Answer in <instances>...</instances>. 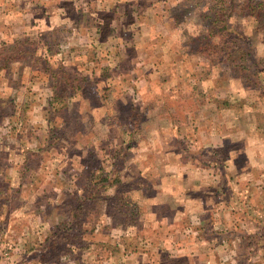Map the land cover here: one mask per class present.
I'll return each instance as SVG.
<instances>
[{
  "label": "rangeland",
  "instance_id": "374dc122",
  "mask_svg": "<svg viewBox=\"0 0 264 264\" xmlns=\"http://www.w3.org/2000/svg\"><path fill=\"white\" fill-rule=\"evenodd\" d=\"M95 1L84 10L80 0H0V205L11 200L0 206V264H112L117 228H127L117 224H130L129 236L147 237L145 225L161 217L162 207L170 217L191 222L203 217L199 209L214 210L208 214L223 227L215 231L218 237L196 226L182 234L195 243L184 252L192 262L208 264L215 257L216 264H247L246 251L254 254L250 264H264V243L219 244L227 225L239 236L246 233L243 238L258 222L264 225V209L253 200L246 214L240 197L211 192L226 189V173H218L215 186L208 177L210 153L190 143L194 129L183 125L198 106L217 108L228 95L236 97L228 106L238 109L247 129H264V11L250 9L252 16L245 6L242 12L222 11L227 0L222 5V0H162L163 21L169 23L162 32L161 26L154 30L149 41L154 46L145 48L142 38L140 45L139 38L118 36L117 0ZM242 2L247 0L236 5ZM51 14L55 21L50 22ZM161 44L167 50L161 52ZM215 66L232 84L216 79L212 88L199 89L196 80ZM195 92L204 100L195 99ZM185 128L187 140L182 131L183 142L170 138L168 146L162 144L169 150L164 159L188 162L186 177L156 185L159 173L148 176L131 158L140 147L136 142L169 138L161 129ZM156 148L163 151L159 141ZM21 161L18 188L9 172ZM70 208L80 232L68 247L72 255L63 248L58 260L50 236L69 219ZM258 231L252 237H264V226ZM215 237L216 246L204 243Z\"/></svg>",
  "mask_w": 264,
  "mask_h": 264
},
{
  "label": "crops",
  "instance_id": "0c3cea01",
  "mask_svg": "<svg viewBox=\"0 0 264 264\" xmlns=\"http://www.w3.org/2000/svg\"><path fill=\"white\" fill-rule=\"evenodd\" d=\"M95 2V0H80V4L83 7L85 6L84 10H89L90 8L95 7ZM116 2L117 33H122L118 36H132L137 39L139 38L140 45L143 43L145 48H147L148 45L151 46L150 48H153L154 45L149 41L154 36V30L159 31V26H161L162 32V30H164V24L169 23L168 21H163L164 6H166L165 2L162 0L156 4H154L151 0H117ZM155 6L162 7V11H157V14L154 13L152 9ZM56 11L58 15L62 14L59 13L60 10L58 8ZM91 14L92 13H89V15ZM62 15L64 16V14ZM54 16L55 14H51L50 22L56 20ZM131 16H134V18ZM127 22L129 23L125 25L122 24ZM154 24L155 29L153 27ZM52 30H54L53 26L48 30V33H51ZM162 34L164 35L168 33H164L163 31ZM141 38L142 40H145L142 43L140 40ZM164 45L165 44H161V46L157 48H160L161 52H163L164 50H167V47H164ZM146 51L148 53V49H146ZM210 70L206 77L196 80L195 84L199 83V89H203L207 86L212 88L214 80L216 79L218 81L221 80L222 83L225 82L223 83L224 85H226L228 82L232 84L233 79L224 77L216 66L215 69L211 71V73ZM207 92L210 91H202L204 94ZM201 96L202 95L199 96L197 92L194 93L195 99L198 98L200 100H204V98H200ZM242 96L243 95H241V97ZM216 98L219 99L221 97ZM234 98L236 97L228 95L225 96L227 102L231 104L234 102ZM206 101H209V99ZM227 102H220L217 104L218 109H224L221 111H219L216 107L213 108L212 104H210L209 108L202 110L201 107L198 106L197 109L193 111L192 116H184L183 125L188 129H194V134L192 135L193 140L190 141V143L195 141L193 144L202 149V154L210 153L209 160L211 163L209 166L210 174H208V177L215 184V186H217L221 179V177H218V173L220 175L222 172L226 173V176L224 177L226 189L216 191L214 189H218V187H215L213 190H211V192L214 194L223 192L227 194L228 192L229 196L233 199L240 197L243 204V212L250 214V208L255 205L253 200L256 201L257 205L261 204V207L264 209V129H247L248 123L240 121V116L237 111L238 109L232 108L231 105L228 106ZM227 107H229V109H225ZM236 116L238 120L237 122H234V118ZM222 117L226 119L224 122L219 123L218 120ZM186 120L192 122L190 124L191 126L187 125L189 123H187ZM236 125L240 126V129H234ZM186 128L161 129V132H166L169 138H160L158 135V139L148 138L146 140L136 142V144L140 147H137V149L135 148L131 158H133L134 162L136 161L135 166L139 167L140 165L143 168V172H146L148 176L152 175L154 177V171H157V174L159 173V182L156 185L164 186L168 183L177 181L179 182L182 177H186L185 172L188 162H185L183 157H180L174 162H172L174 159H164L163 154L167 158L169 150L168 148H166V150L163 149L162 144L165 142L168 146L170 138L176 142H183L184 138L181 137L183 136V134H181L182 131L186 133L187 140ZM155 130L156 131H154L153 134H159L158 129ZM157 141L160 143V149L163 150H160L159 153L155 152L158 150L156 148ZM157 154L159 156H157ZM23 162L24 161H21L20 164L16 165L13 164V168H11L9 172V177L11 173L13 180L18 182V188L20 187L23 178L22 173L20 172V166L23 164ZM175 169H177V171H175ZM15 181L13 182L15 183ZM10 188L12 187L10 186ZM4 194L6 193L4 192ZM219 195L220 194H217V196ZM8 202H11V200H4L3 205H0L2 206L1 208L6 207ZM182 205H184V203ZM181 209H184V211L188 210L185 206ZM159 211V213L162 212L161 217L157 218L155 223H150V225L147 223L145 225L146 230L150 231L149 236L147 237L142 238V234L137 232H135L134 235L129 236L126 232L131 229V226H129L130 224H117V227L122 226L127 228H117V256L115 257L112 264H197V261L193 259L192 262L184 254V252H186L193 244H195L193 239H191L186 232L183 237L182 234H184V231L188 228H191L192 226H196L197 228L203 230L209 229L208 231L211 234L213 233L214 236L218 237V234L215 231L223 230L221 225L213 223L212 217L208 213H213L214 210L211 211L207 207H205L203 211L199 209V214L202 213L203 217L200 218L199 221L195 222L186 221L183 219L180 220L179 216L170 217V215L164 211L163 207ZM173 211L178 210L173 209ZM2 212L7 211L3 209ZM208 218L210 221H208ZM247 223L249 222L247 221ZM262 224L263 223L258 222L257 229L252 232H248L247 238H243V236L246 234L243 231L241 236H239L238 233L234 232L236 228L233 225H231V227H228L227 225L226 230L228 229L229 231L225 233L227 235L226 239H220L219 244L225 245L227 242L229 243V246L233 247L234 245L238 246V242L240 241L243 243V241L246 239L247 243L249 244L261 245L264 243V237L258 236L255 238L252 236L255 235L256 230L258 235H260L258 230L263 228L264 225ZM210 226L212 227L211 229ZM230 233H236V236L230 235ZM186 238H189L191 242H187ZM199 240L202 241V238L199 237ZM204 243H211V245L216 246L217 238L215 237L209 240L206 239V242ZM184 246H186L185 249H183ZM80 250L83 252L82 254L88 253V250H84V248H81ZM175 251L176 254H172ZM259 254L260 253H258V255ZM253 255L254 254L250 255L246 251L242 253V257L247 258V264H250V262L254 259ZM110 257L113 258V256ZM60 259L61 256L59 255L58 260ZM208 264H216L215 257H212Z\"/></svg>",
  "mask_w": 264,
  "mask_h": 264
},
{
  "label": "trees",
  "instance_id": "16d2710c",
  "mask_svg": "<svg viewBox=\"0 0 264 264\" xmlns=\"http://www.w3.org/2000/svg\"><path fill=\"white\" fill-rule=\"evenodd\" d=\"M219 3H220V5H222V3H224V1L222 0ZM236 3H237V0H231V1L227 0L225 3L226 6L223 7L222 11H224L228 7L231 10H233L235 8L237 10L238 8H240V11L242 12V7H244V6L248 9V13L250 14V16L254 15V14H252V12L251 13L249 12L250 9L254 10L255 8L256 9L258 8L259 10L264 11V4L263 3H258V4L256 3L255 4V2L253 0H247V3L242 2L241 4H237V5H236ZM237 12L238 11L235 12V15L238 14ZM229 16L232 17L231 15H225V18H227ZM234 44L236 45L237 43L235 42ZM259 59H260L259 62L262 63L263 62L262 58H259ZM242 68L244 69V71L246 70L245 67H242ZM260 69H261V72L264 73V65L261 66ZM260 69L257 70L258 73H260ZM123 142L124 141H122V143ZM119 153L122 154V151L120 150ZM71 209L72 208H70L68 210V212L71 211L69 219L68 220L66 219L60 226L54 227L55 229H54L52 235L50 236V240L52 241L54 247H56L55 252L57 251V255L64 254L63 252L61 253L60 250L63 248H66L65 249L66 252H68V255L71 256L73 253V250H71L68 247L73 245V243H71L72 240L76 239L79 236V232H80V230L78 228L79 222L76 221L75 217H74L75 216V209H72V210ZM72 227H73V229H72ZM70 229H72L71 231H73V232H68V230H70ZM78 230H79V232H78ZM81 236H82V234H81ZM71 261H73V260L71 259Z\"/></svg>",
  "mask_w": 264,
  "mask_h": 264
}]
</instances>
